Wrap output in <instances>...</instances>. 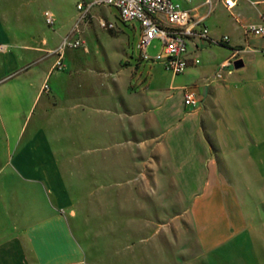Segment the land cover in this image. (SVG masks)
I'll use <instances>...</instances> for the list:
<instances>
[{"label": "crops", "instance_id": "crops-1", "mask_svg": "<svg viewBox=\"0 0 264 264\" xmlns=\"http://www.w3.org/2000/svg\"><path fill=\"white\" fill-rule=\"evenodd\" d=\"M201 1L187 10L202 15ZM32 17L22 3L0 0V264H128L126 225L112 221L110 207L93 212L81 200L111 197L113 183L126 192L129 121L76 49L63 50L62 68L53 69L60 36L33 30ZM37 20L44 24L42 13ZM218 20L228 31L209 34ZM260 23L264 0H238L230 11L216 5L203 25L227 43L189 55L180 75L161 67L167 83H156L147 102L200 248L247 245L249 260L264 264V36L243 35ZM233 50L242 67L216 72ZM211 52L218 58H201ZM182 88L195 94L191 112Z\"/></svg>", "mask_w": 264, "mask_h": 264}, {"label": "rangeland", "instance_id": "rangeland-1", "mask_svg": "<svg viewBox=\"0 0 264 264\" xmlns=\"http://www.w3.org/2000/svg\"><path fill=\"white\" fill-rule=\"evenodd\" d=\"M172 1L186 10L187 7L200 3V0ZM9 2L16 4L17 7L22 3L31 9L33 17L30 24L33 30L46 32L49 37L60 36L55 46L57 50L78 18L77 4H88L89 0H9ZM45 10H49L54 16L55 22L52 27L39 24L37 20L38 15ZM190 12L193 15L195 13L193 10ZM115 13L113 9L102 6L88 8L84 20L78 27V37L82 44L74 52L81 55L79 61L83 67L95 72L97 80L101 83L105 80L106 85L110 84L113 104L117 101L118 110L126 115L129 121L128 133L124 136L132 144V150H128L127 158L128 180L123 183L127 190L121 192L119 185L113 183L111 197L85 198L81 200V206L92 209L93 212L100 206H108L112 211L109 215L112 221H122L124 226L126 225L128 241L125 255L128 264H135V256L137 254L140 256V253L142 264H263L262 261L249 260L250 252L247 245L233 248L227 242L222 248L210 252L200 248L196 231L187 212L188 203L172 179L164 147L165 135L153 118L152 108L147 102V94L152 87L156 83H167L169 75L163 73L160 64L141 60L138 30L135 26L120 23ZM100 20L111 23L113 27L101 29L98 24ZM216 23L215 26L209 24L212 29L209 34L220 35L228 31L226 24L219 20ZM25 26L28 25L25 23ZM194 42V47L190 46L191 52L186 55L187 57L219 45L217 39H210L206 41L207 44L196 40ZM159 50V40L154 39L146 47L145 54L151 58L158 54ZM238 56L239 53L235 55ZM201 58L211 62L217 59L218 55L211 52L210 55L202 54ZM226 59L219 64L216 72L232 69L230 67L220 69ZM153 79L156 82L151 84ZM138 103H141L143 121L141 127L138 124L137 130L136 126L131 124V118L135 115V108H139L136 106ZM195 108H183V111L191 112ZM182 120L179 119V123ZM112 229L114 231L115 227L112 226ZM141 238L143 241H136ZM256 245L262 251V245ZM116 248L118 250V247Z\"/></svg>", "mask_w": 264, "mask_h": 264}, {"label": "built area", "instance_id": "built-area-1", "mask_svg": "<svg viewBox=\"0 0 264 264\" xmlns=\"http://www.w3.org/2000/svg\"><path fill=\"white\" fill-rule=\"evenodd\" d=\"M238 0H202L201 7L204 12L200 16L191 14L189 10L180 7L172 0H89L88 4H77L79 15L73 23L68 35L64 37L54 53L57 59L53 69L62 68L61 53L64 49H77L82 42L78 37L79 23L84 20L86 11L91 6L111 8L116 12L118 21L123 24H134L138 27L139 48L141 60L144 62L158 63L162 68L173 76L180 75L187 68L189 59L187 44L192 41H209L207 30L203 20L213 11L216 5H221L226 11H230ZM44 24L52 27L55 19L49 10L42 13ZM99 27L103 30L111 29L113 25L100 20ZM245 37H263L264 23L250 24L243 27ZM157 39L160 43L159 53L149 58L145 49L149 43ZM228 41L226 36L217 39V44L225 45ZM2 50V46H0ZM238 50H233L230 56L221 64L220 69L232 67ZM197 64L196 59L192 60ZM47 90L46 85L42 87ZM182 104L185 108L193 109L197 106L195 94L189 88H182Z\"/></svg>", "mask_w": 264, "mask_h": 264}, {"label": "water", "instance_id": "water-1", "mask_svg": "<svg viewBox=\"0 0 264 264\" xmlns=\"http://www.w3.org/2000/svg\"><path fill=\"white\" fill-rule=\"evenodd\" d=\"M242 67V62L241 60H235L233 63H232V69L234 70H237L239 68Z\"/></svg>", "mask_w": 264, "mask_h": 264}]
</instances>
